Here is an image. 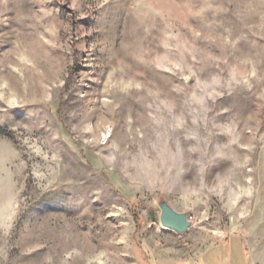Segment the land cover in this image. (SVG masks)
<instances>
[{"label": "rangeland", "instance_id": "obj_1", "mask_svg": "<svg viewBox=\"0 0 264 264\" xmlns=\"http://www.w3.org/2000/svg\"><path fill=\"white\" fill-rule=\"evenodd\" d=\"M0 264H264V0H0Z\"/></svg>", "mask_w": 264, "mask_h": 264}, {"label": "water", "instance_id": "obj_2", "mask_svg": "<svg viewBox=\"0 0 264 264\" xmlns=\"http://www.w3.org/2000/svg\"><path fill=\"white\" fill-rule=\"evenodd\" d=\"M150 216L155 224H161L179 233H185L193 226V221L189 219L187 214L176 211L166 203L161 205L159 214L151 209Z\"/></svg>", "mask_w": 264, "mask_h": 264}, {"label": "bare ground", "instance_id": "obj_3", "mask_svg": "<svg viewBox=\"0 0 264 264\" xmlns=\"http://www.w3.org/2000/svg\"><path fill=\"white\" fill-rule=\"evenodd\" d=\"M160 227H161L162 230H173V229L168 228V227H165V226H163V225H161ZM173 231H174V230H173Z\"/></svg>", "mask_w": 264, "mask_h": 264}, {"label": "built area", "instance_id": "obj_4", "mask_svg": "<svg viewBox=\"0 0 264 264\" xmlns=\"http://www.w3.org/2000/svg\"><path fill=\"white\" fill-rule=\"evenodd\" d=\"M189 219L192 221V217L191 216H189Z\"/></svg>", "mask_w": 264, "mask_h": 264}]
</instances>
